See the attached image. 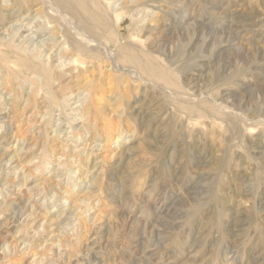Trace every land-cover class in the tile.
<instances>
[{"label": "rangeland", "instance_id": "1", "mask_svg": "<svg viewBox=\"0 0 264 264\" xmlns=\"http://www.w3.org/2000/svg\"><path fill=\"white\" fill-rule=\"evenodd\" d=\"M55 1L0 0V264H264V0Z\"/></svg>", "mask_w": 264, "mask_h": 264}, {"label": "bare ground", "instance_id": "2", "mask_svg": "<svg viewBox=\"0 0 264 264\" xmlns=\"http://www.w3.org/2000/svg\"><path fill=\"white\" fill-rule=\"evenodd\" d=\"M55 1V0H54ZM77 0H57V2H58V4L60 5V6H62L61 8H68L69 6L70 7H72L71 5H73L74 4V6H75V2H76ZM80 1V0H79ZM84 0H81V2H83ZM52 2V1H51ZM56 2V1H55ZM86 3H87V1H85ZM78 3V2H77ZM85 3V4H86ZM78 4H80V3H78ZM84 4V3H83ZM73 6V7H74ZM76 6H78V5H76ZM76 6H75V9H76ZM69 7V8H70ZM21 8V7H20ZM92 9V8H91ZM36 10V9H35ZM95 11L96 12V10L93 8L92 9V11ZM70 11V10H69ZM86 11V10H85ZM89 11V10H88ZM91 11V10H90ZM10 12V11H9ZM88 13V12H87ZM90 14H92L93 12H89ZM95 14V13H94ZM7 15V14H6ZM5 15V13H4V16H6ZM71 15V14H70ZM76 17H77V19L81 16H79L78 14H74ZM93 15V14H92ZM14 16H15V14L14 13H10V14H8V16L7 17H13L14 18ZM35 16V15H34ZM87 16V15H86ZM91 16V15H90ZM74 17V16H73ZM75 17V18H76ZM6 18V17H5ZM12 18V19H13ZM94 18V17H93ZM9 19V18H8ZM57 19V18H56ZM55 19V20H56ZM59 19V18H58ZM76 19V20H77ZM84 19H85V17H84ZM83 19V20H84ZM87 19V18H86ZM96 19V18H95ZM88 20V19H87ZM1 21V20H0ZM53 21V20H52ZM57 21V20H56ZM79 21H81V18L79 19ZM79 21H76V22H79ZM89 21V20H88ZM94 21V20H93ZM82 22V21H81ZM80 22V23H81ZM84 22V21H83ZM100 22H102V21H100ZM90 23V22H89ZM104 23V22H103ZM77 24V23H76ZM21 25L22 24H20V26H19V28H18V30L20 29V27H21ZM83 25V24H82ZM87 25H88V23H87ZM92 25V24H91ZM91 25H89V26H91ZM111 26V25H110ZM83 27V26H82ZM93 26H91V28H89L90 30V32L92 31V30H94V28H92ZM104 28L106 27V26H103ZM111 28H112V26H111ZM92 29V30H91ZM100 29V28H99ZM109 29H110V27H109ZM18 30L15 32V33H13L12 35H14V34H16V33H18ZM102 30V29H101ZM87 32V31H86ZM85 32V33H86ZM95 32V31H94ZM93 32V33H94ZM104 32V31H103ZM89 33V32H88ZM92 33V32H91ZM93 33H92V35H93ZM96 33H97V31H96ZM101 33V32H100ZM99 34V33H98ZM66 35V34H65ZM70 38H71V36H70ZM41 41V40H40ZM34 42V41H33ZM128 45V44H127ZM71 46V45H70ZM80 46V45H79ZM130 46V45H129ZM132 47L134 46V45H131ZM130 46V47H131ZM76 47V46H75ZM75 47H74V50H75ZM78 47V46H77ZM76 47V48H77ZM82 47V46H81ZM81 47H79L80 49H81ZM127 47V46H126ZM129 47V48H130ZM44 48V47H43ZM72 48V47H71ZM78 48V49H79ZM83 48V47H82ZM129 48H128V50H127V52L129 53V52H131L132 50L134 51H137L136 49H133L132 48V50H129ZM79 49V50H80ZM85 49V48H84ZM72 50V49H71ZM77 50V49H76ZM132 51V53H133V55L135 54V53H137V52H133ZM73 53H74V51H72ZM76 52V51H75ZM125 53H126V51H124ZM79 53H80V51H79ZM128 53H126L125 55L127 56L128 55V60L129 59H131L132 58V53L130 54H128ZM17 56H16V60H17V62L21 65V66H23V67H26L27 69H30L32 72H34V73H40L41 75H42V78H43V80H42V84H41V86L43 87V88H45V87H48L50 84H51V82H53V80H55V79H58L59 77H62V76H60V73L59 72H57L55 69H53L51 66H49V67H45L44 66V64L42 65V64H38L37 62H35V61H33L28 55H21V54H19V53H15ZM74 55H77V54H74ZM123 56H124V53H123ZM135 56V55H134ZM134 56H133V58H134ZM125 57V56H124ZM120 58V57H119ZM123 58V57H122ZM137 58H138V56H137ZM78 58H76L75 60H77ZM134 59H136V58H134ZM133 59V60H134ZM132 60V59H131ZM133 60H132V62H133ZM143 60V59H142ZM123 62V61H122ZM127 62V61H126ZM131 61H130V63H132ZM138 63V62H137ZM140 63H141V61H140ZM144 63V62H143ZM142 63V64H143ZM109 64V63H108ZM133 64V63H132ZM142 64H140V65H142ZM147 64V63H146ZM151 64V63H150ZM107 65V64H106ZM117 65V64H116ZM134 65H135V63H134ZM139 65V66H140ZM144 65V64H143ZM136 66V65H135ZM146 66V65H145ZM149 66V65H148ZM20 67V66H19ZM147 67V66H146ZM152 67V66H151ZM153 68V67H152ZM154 69V68H153ZM152 69V70H153ZM155 69H157L156 67H155ZM154 69V70H155ZM151 70V69H150ZM160 70L161 69H159V72H160ZM155 71H157V70H155ZM145 72H148L149 73V71H145ZM61 73H62V71H61ZM125 73V72H124ZM154 73V72H153ZM63 74V73H62ZM123 74V73H122ZM150 74V73H149ZM156 74H158L157 72H156ZM83 75V74H82ZM158 75H160V74H158ZM157 75V76H158ZM164 75V74H163ZM155 76V75H154ZM79 77H81V76H79ZM83 77V76H82ZM75 86V85H74ZM47 89V88H46ZM46 91V90H45ZM98 91V90H97ZM47 92V91H46ZM92 96V95H91ZM58 101V100H57ZM51 102V105L53 104V103H55V102H53V101H50ZM75 102V101H74ZM59 103V102H58ZM91 108V107H90ZM77 115V114H76ZM108 123V122H107ZM240 131V130H239ZM240 136V135H239ZM235 139V138H234ZM87 159V158H86ZM260 177V176H259Z\"/></svg>", "mask_w": 264, "mask_h": 264}]
</instances>
